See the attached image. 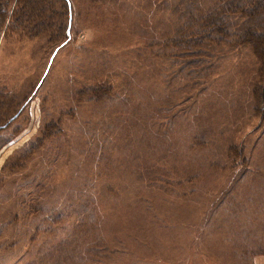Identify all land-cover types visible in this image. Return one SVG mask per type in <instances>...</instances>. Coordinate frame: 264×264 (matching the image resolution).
<instances>
[{"label": "rangeland", "instance_id": "374dc122", "mask_svg": "<svg viewBox=\"0 0 264 264\" xmlns=\"http://www.w3.org/2000/svg\"><path fill=\"white\" fill-rule=\"evenodd\" d=\"M17 1L0 0V264H258L264 59L175 41L219 0Z\"/></svg>", "mask_w": 264, "mask_h": 264}, {"label": "trees", "instance_id": "16d2710c", "mask_svg": "<svg viewBox=\"0 0 264 264\" xmlns=\"http://www.w3.org/2000/svg\"><path fill=\"white\" fill-rule=\"evenodd\" d=\"M39 1L41 0H18L16 11L18 13L19 7H22L20 2H27L23 11L28 12L29 8H36ZM64 1L67 10L71 12L70 0ZM204 14L193 17L188 11L183 28L179 30L181 37L177 36L175 41H185L190 47L204 44L214 49L220 43L231 44L236 39L237 43L248 45L257 59H264V0H219ZM188 28L196 30L190 32L188 38H184L188 34ZM68 33L66 29V35Z\"/></svg>", "mask_w": 264, "mask_h": 264}, {"label": "crops", "instance_id": "0c3cea01", "mask_svg": "<svg viewBox=\"0 0 264 264\" xmlns=\"http://www.w3.org/2000/svg\"><path fill=\"white\" fill-rule=\"evenodd\" d=\"M258 264H264V258H262Z\"/></svg>", "mask_w": 264, "mask_h": 264}]
</instances>
